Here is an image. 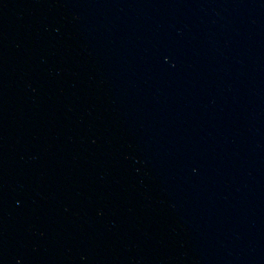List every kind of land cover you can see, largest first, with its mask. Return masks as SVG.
I'll use <instances>...</instances> for the list:
<instances>
[{
  "label": "water",
  "instance_id": "water-1",
  "mask_svg": "<svg viewBox=\"0 0 264 264\" xmlns=\"http://www.w3.org/2000/svg\"><path fill=\"white\" fill-rule=\"evenodd\" d=\"M0 264H264V0H0Z\"/></svg>",
  "mask_w": 264,
  "mask_h": 264
}]
</instances>
